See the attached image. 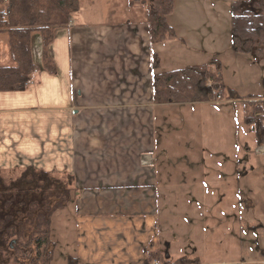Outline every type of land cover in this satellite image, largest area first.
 <instances>
[{"label":"crops","instance_id":"obj_1","mask_svg":"<svg viewBox=\"0 0 264 264\" xmlns=\"http://www.w3.org/2000/svg\"><path fill=\"white\" fill-rule=\"evenodd\" d=\"M85 1L53 31L47 51L55 71L44 67L43 40L34 33L32 79L24 90L0 92V173L32 166L73 178L71 201L51 220L52 240L68 249L65 264H160L159 254L200 263V254L176 245L189 242L185 209L189 218H211L212 183L174 176L164 142L173 130L163 128L176 124L175 108L192 102L155 103L152 92L154 74L184 68L168 69L164 57L170 44L176 53L186 45L183 31L168 15L176 36L153 44L149 1ZM251 251V259L233 262L264 264L259 249Z\"/></svg>","mask_w":264,"mask_h":264},{"label":"rangeland","instance_id":"obj_2","mask_svg":"<svg viewBox=\"0 0 264 264\" xmlns=\"http://www.w3.org/2000/svg\"><path fill=\"white\" fill-rule=\"evenodd\" d=\"M81 1L84 6L86 1ZM235 1L244 0H174L169 17L183 31L186 45L177 53L175 45H169L164 56L167 68L207 65L216 60L224 84L236 91L232 99L222 95L208 104L179 106L173 117L176 124L163 125L168 132L173 130V137L170 134L164 140L166 151H170L165 157L167 167L174 170V176L195 178L204 188L209 180L210 193L215 194L211 218L204 214L199 220L189 218L186 209L181 216L189 242L176 246L183 254H200V264H235L236 259L254 257L252 246L259 251L264 248H260L264 243V139L259 141L244 119L245 110L251 112L259 105L264 123V57L235 50L231 21ZM0 53L6 57L1 63H10L6 35L1 37ZM66 250L55 244L51 264H65ZM155 257L160 264L167 260L163 254Z\"/></svg>","mask_w":264,"mask_h":264},{"label":"trees","instance_id":"obj_3","mask_svg":"<svg viewBox=\"0 0 264 264\" xmlns=\"http://www.w3.org/2000/svg\"><path fill=\"white\" fill-rule=\"evenodd\" d=\"M146 0H130V4ZM174 0H150L147 24L151 43L176 36L167 23ZM78 0H0V40L6 35L10 63L0 62V92L24 90L36 65L32 62L30 43L34 33L43 40V63L55 71L47 47L53 31L68 24L70 14L78 11ZM232 44L237 52L264 57V0L235 1L232 4ZM159 58L153 54V67ZM155 103L210 102L236 92L223 82L220 62L185 66L152 77ZM254 103V102H252ZM245 110V108H244ZM245 122L254 128L258 140L264 139V123L259 105L245 110ZM73 178L56 176L28 166L17 176L0 173V264H51L55 241L50 235L51 220L64 209L73 195ZM15 241L10 247L11 241ZM264 258V248L259 251ZM154 258V257H153ZM73 259L69 260L72 263ZM76 263V262H75ZM165 264H200L197 257L182 258ZM73 264V263H72Z\"/></svg>","mask_w":264,"mask_h":264},{"label":"water","instance_id":"obj_4","mask_svg":"<svg viewBox=\"0 0 264 264\" xmlns=\"http://www.w3.org/2000/svg\"><path fill=\"white\" fill-rule=\"evenodd\" d=\"M14 242H15L14 240L11 241V243H10V247L12 246V244H13ZM166 257L168 258L169 256L167 255Z\"/></svg>","mask_w":264,"mask_h":264}]
</instances>
